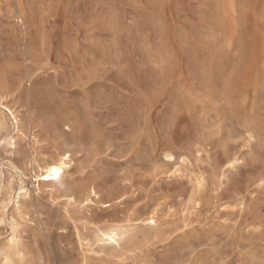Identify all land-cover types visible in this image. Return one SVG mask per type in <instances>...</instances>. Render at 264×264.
<instances>
[{
	"label": "rangeland",
	"instance_id": "1",
	"mask_svg": "<svg viewBox=\"0 0 264 264\" xmlns=\"http://www.w3.org/2000/svg\"><path fill=\"white\" fill-rule=\"evenodd\" d=\"M0 109L26 264H264V0H0Z\"/></svg>",
	"mask_w": 264,
	"mask_h": 264
},
{
	"label": "bare ground",
	"instance_id": "2",
	"mask_svg": "<svg viewBox=\"0 0 264 264\" xmlns=\"http://www.w3.org/2000/svg\"><path fill=\"white\" fill-rule=\"evenodd\" d=\"M10 110V109H9ZM8 111V110H7ZM14 119L15 129L18 132H22L20 127V122L17 116L12 110L9 111ZM6 122L3 112L0 109V142L8 143L9 145L16 144V137L5 135ZM11 149V148H10ZM169 155L167 153L165 156ZM70 154L65 151L58 154L57 159L45 166H37V181L41 182L44 186H53L57 181H59L65 174L68 168V162L70 160ZM173 156V155H172ZM171 156V157H172ZM170 157V158H171ZM53 169L58 170L59 175L53 171ZM19 190V189H18ZM94 193H96L94 191ZM30 198L29 189L21 186V191L17 194V197H13L10 202H13V211L7 212V204L2 206V216L0 223H6L10 228V235L5 243V245L0 248L1 264H26L27 260V247L23 240V226H24V202L21 200ZM29 203V202H28ZM108 203L106 204V206ZM6 214L8 219H6ZM150 223H155V217L152 215L148 218ZM130 230L125 226H110L106 229H98L97 237L100 241L104 242L106 245H117L121 246L122 242L126 241L129 237Z\"/></svg>",
	"mask_w": 264,
	"mask_h": 264
},
{
	"label": "snow or ice",
	"instance_id": "3",
	"mask_svg": "<svg viewBox=\"0 0 264 264\" xmlns=\"http://www.w3.org/2000/svg\"><path fill=\"white\" fill-rule=\"evenodd\" d=\"M53 171L56 173V175H59V172H58V170H56V169H53Z\"/></svg>",
	"mask_w": 264,
	"mask_h": 264
}]
</instances>
